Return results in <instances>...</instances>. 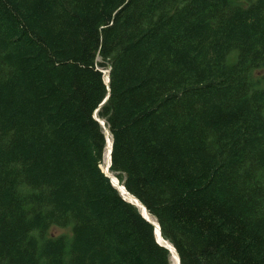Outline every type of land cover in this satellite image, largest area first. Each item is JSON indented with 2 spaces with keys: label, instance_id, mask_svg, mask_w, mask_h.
I'll return each mask as SVG.
<instances>
[{
  "label": "trees",
  "instance_id": "trees-1",
  "mask_svg": "<svg viewBox=\"0 0 264 264\" xmlns=\"http://www.w3.org/2000/svg\"><path fill=\"white\" fill-rule=\"evenodd\" d=\"M261 68L264 0H0V264H172L95 112L181 264H264Z\"/></svg>",
  "mask_w": 264,
  "mask_h": 264
},
{
  "label": "water",
  "instance_id": "water-1",
  "mask_svg": "<svg viewBox=\"0 0 264 264\" xmlns=\"http://www.w3.org/2000/svg\"><path fill=\"white\" fill-rule=\"evenodd\" d=\"M104 73H105V71H104ZM109 82H110V76H109V73H108V74H107V84H108V88L110 89V84H109ZM108 97H109V93H108V95L106 96V98L104 99V101L102 102V104L105 103V102L107 101ZM95 117H96V118L100 121V123L105 127V134H106V137H107V148H108V153H109V154H108V155H109V168H110V166H111V156H112L111 153H112L113 142H112V139H111V136H110L109 130H108V128L105 126V121L99 119V118L97 117V113H96V112H95ZM105 173H106L107 176L110 177V180H111L112 184H113V185L119 190V192H120V194L122 195V197H123L124 199H126L127 201H129L130 203H132V204H134L135 206H137L138 209L140 210V207H139V205H138L137 203L133 202L132 200H129V199L123 194V191L117 186V183L114 181V179H113V178L111 177V175L108 173V171H105ZM123 187H124V190H126L127 192H129L125 186H123ZM129 193H130V192H129ZM130 194L133 195L132 193H130ZM133 196H134L135 200L140 201L138 197H136L135 195H133ZM140 202H141V201H140ZM141 204H142V206H143V208H144V210H140L141 215H142V216H143L148 222H150V223L153 225L157 242H158L160 245H162L163 247L167 248L169 251H171V246H173V245H172L169 241H167L166 239L163 238L162 233H161V227H160L158 221L156 220V221H157V223H156V222L152 219V217H151L152 215L149 213L147 207H146L142 202H141ZM150 215H151V216H150ZM156 227H158V229H159V234H157V232H156ZM163 240H164V241H163ZM173 247H174V246H173ZM174 249H175V251L177 252V250H176L175 247H174ZM177 255H178V257H179L178 252H177ZM179 263L181 264V262H180V257H179Z\"/></svg>",
  "mask_w": 264,
  "mask_h": 264
},
{
  "label": "bare ground",
  "instance_id": "bare-ground-1",
  "mask_svg": "<svg viewBox=\"0 0 264 264\" xmlns=\"http://www.w3.org/2000/svg\"><path fill=\"white\" fill-rule=\"evenodd\" d=\"M108 74V71H105V75ZM108 148H107V152L105 153V157H104V161L102 164V168L104 169V171H108V173L111 175V177L114 179V181L117 183V186L123 191V194L129 199L132 200L133 202L137 203L140 207V210H144L142 204L140 201L135 200L134 196L131 195L129 192H127L126 190H124V185L120 182V180L114 176V174L112 172H110V168H109V155H108ZM151 216V215H150ZM152 217V216H151ZM152 219L157 223V221L155 220L154 217H152ZM156 232L157 234H159V229L158 227H156ZM163 236V235H162ZM164 238V237H163ZM165 239V238H164ZM164 241V240H163ZM171 263L172 264H180L179 263V257L177 255V252L175 251L174 247L171 246Z\"/></svg>",
  "mask_w": 264,
  "mask_h": 264
},
{
  "label": "rangeland",
  "instance_id": "rangeland-1",
  "mask_svg": "<svg viewBox=\"0 0 264 264\" xmlns=\"http://www.w3.org/2000/svg\"><path fill=\"white\" fill-rule=\"evenodd\" d=\"M236 53L233 52L231 55H230V58L233 57V55ZM264 74V69L261 68V69H256L254 71V78L255 79H258L260 76H262ZM61 234H65L67 236H69V238H72V228L71 226L69 227H58V226H54L52 227L50 230H49V235H52V236H58V235H61Z\"/></svg>",
  "mask_w": 264,
  "mask_h": 264
}]
</instances>
